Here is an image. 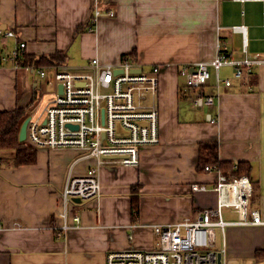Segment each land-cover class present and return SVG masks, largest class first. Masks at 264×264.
<instances>
[{"label": "crops", "instance_id": "1", "mask_svg": "<svg viewBox=\"0 0 264 264\" xmlns=\"http://www.w3.org/2000/svg\"><path fill=\"white\" fill-rule=\"evenodd\" d=\"M2 24V30L15 33L0 38L5 54L25 43V54L36 58L64 52L70 69L85 67L95 58L117 64L133 51L143 72L159 65L161 142L143 148L137 166H103L99 197L69 204L72 228L67 234L61 229L65 181L71 171L84 174L93 160L76 162L80 153L74 150H39L37 164L3 165L0 264H105L109 252L153 250L155 225L195 220L202 209L217 204L213 187L219 169L207 171L210 164H200V145L206 142L218 144L220 161L245 163L244 174L254 188L250 210L264 219V2L0 0ZM240 25L247 27L245 52L243 35L231 30ZM224 43L223 52L233 62H261L246 70L242 65L240 78L237 65L222 67L218 74L229 79L230 86H218L213 71L205 92L216 95L215 106L192 108L180 92V71L212 61ZM252 70L255 80L248 77ZM30 73L34 72L11 60H0V111L30 102L37 87ZM208 113L215 122L208 120ZM196 183L208 190L193 191ZM136 186L140 212L133 220L131 195ZM76 211L78 225L73 221ZM226 235L233 260L250 261L264 252V226H232Z\"/></svg>", "mask_w": 264, "mask_h": 264}, {"label": "built area", "instance_id": "2", "mask_svg": "<svg viewBox=\"0 0 264 264\" xmlns=\"http://www.w3.org/2000/svg\"><path fill=\"white\" fill-rule=\"evenodd\" d=\"M100 12L97 5V16ZM89 30L92 31V27ZM231 30L243 35L245 52L247 27L234 26ZM14 36L12 31L0 30V38ZM218 47L219 55L212 61H200L180 71L184 77L182 94L192 108L215 106L216 95L205 92L213 71L217 74L218 86H230L231 81L218 74L222 67L237 65L236 77L240 78L242 65L252 67L253 63L261 62L249 59L233 62L223 52L227 51V44ZM25 51V43L8 54L0 45V60H11L20 66ZM27 69L39 75L53 91L43 94L37 109L29 116L25 142L38 151L74 150L80 153L76 162L93 160L84 174L74 175L71 171L65 181L61 194L65 203L61 229L67 234L72 228L68 223L69 204L76 199L84 202L99 197L102 192L99 171L103 166H137L141 150L161 142L158 108L161 68L156 65L147 73L135 72L141 69L137 62L121 60L117 64H106L95 58L78 69H70L66 64L29 66ZM207 118L215 122L212 114L208 113ZM214 168L217 169L205 167L207 171ZM217 171L213 187L218 196L216 206L205 207L195 220L184 218L174 224L155 225L157 239L153 250L109 252L105 264H218L219 255L222 264H228L226 245L224 248L217 245L216 228H221L226 236L229 226H264V219L257 210H250L254 194L250 178L246 175L228 178ZM192 189L205 192L208 187L196 183ZM225 207L234 208L240 219L226 221L222 215ZM216 217L218 221L214 220ZM73 221L80 224L77 211ZM249 259L248 263L247 259L238 258L234 264H264V257Z\"/></svg>", "mask_w": 264, "mask_h": 264}, {"label": "trees", "instance_id": "3", "mask_svg": "<svg viewBox=\"0 0 264 264\" xmlns=\"http://www.w3.org/2000/svg\"><path fill=\"white\" fill-rule=\"evenodd\" d=\"M136 55L133 51L129 55H123V61H134L133 56ZM67 55L64 52H57L48 56H40L38 58L30 55H24L20 60L22 67L29 66H51L64 65L66 63ZM246 65L242 66L246 70ZM253 71V70H252ZM256 73L253 71L248 74L252 80L256 79ZM182 94V88H181ZM28 107H16L13 110L0 111V168L5 164H10L12 167H20L26 165L37 164L38 150L29 146L26 142L19 141V133L21 126L25 119L29 117ZM219 147L217 143L206 142L200 145V164L216 167L223 174H232L229 177L244 176V164L242 162L231 164L219 160ZM205 167V166H204ZM254 197V196H253ZM140 186L133 188L131 195L132 201V217L136 220L140 212ZM257 257H264V252L257 253Z\"/></svg>", "mask_w": 264, "mask_h": 264}, {"label": "rangeland", "instance_id": "4", "mask_svg": "<svg viewBox=\"0 0 264 264\" xmlns=\"http://www.w3.org/2000/svg\"><path fill=\"white\" fill-rule=\"evenodd\" d=\"M30 82L32 83V85L37 84V87L35 88L34 91L32 90V93L34 95L31 98L30 102L25 105L29 108L28 109L29 116L37 109L43 94L45 92L53 91L52 89H50L46 86L45 82L36 73H30ZM30 91H31V88H30ZM251 206H252V204H251ZM251 206H250V208H252ZM222 215L226 221H236V220L240 219L238 213L235 212L234 208H228V207L223 208L222 209ZM218 219H219L218 217L214 218L215 221H218ZM229 227H232V226H229ZM229 227H227V229H226V234L229 230ZM216 233H217V245L221 248H224L225 247L224 239L227 238V235L224 236L221 228H219V227L216 228ZM241 243L244 244L245 240L243 239ZM230 248H231V246L228 247L229 250H230ZM232 255L233 254L231 252H228V250H227V258L229 261L233 260L231 258ZM256 255H258V254L255 253V257H257ZM233 261H235V260H233ZM247 262L249 263L250 261L247 260Z\"/></svg>", "mask_w": 264, "mask_h": 264}, {"label": "water", "instance_id": "5", "mask_svg": "<svg viewBox=\"0 0 264 264\" xmlns=\"http://www.w3.org/2000/svg\"><path fill=\"white\" fill-rule=\"evenodd\" d=\"M6 25L2 24L0 25V30L5 29ZM135 72H141V69H136L134 70ZM33 72V71H32ZM29 122V117H27L25 119V121L23 122L21 129H20V133H19V141L20 142H25L26 141V134H27V124ZM75 202L80 203L81 200L80 199H76ZM218 264H222V256L219 255V262Z\"/></svg>", "mask_w": 264, "mask_h": 264}, {"label": "bare ground", "instance_id": "6", "mask_svg": "<svg viewBox=\"0 0 264 264\" xmlns=\"http://www.w3.org/2000/svg\"><path fill=\"white\" fill-rule=\"evenodd\" d=\"M252 199V198H251ZM249 218H251V215L249 214Z\"/></svg>", "mask_w": 264, "mask_h": 264}]
</instances>
